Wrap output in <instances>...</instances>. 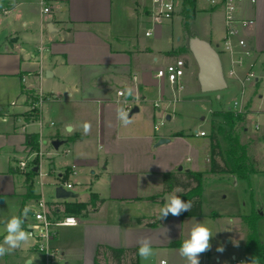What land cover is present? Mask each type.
<instances>
[{"label":"crops","instance_id":"0c3cea01","mask_svg":"<svg viewBox=\"0 0 264 264\" xmlns=\"http://www.w3.org/2000/svg\"><path fill=\"white\" fill-rule=\"evenodd\" d=\"M201 1L196 0L192 29L206 41L208 36L212 37L202 33L197 24L199 15L203 19L217 9L211 8L206 0ZM172 2L174 5V0ZM42 4L49 8L48 14L42 12ZM153 8V0H0V242L6 235V218L21 215L23 203L24 207L34 205V200H24L25 176L15 170L16 157L26 148L25 133H18L22 121L16 119L25 108L22 89H41L47 95L43 91L47 86L50 100L60 113L54 117V127L42 132L43 143L47 144L48 139L64 141L71 153L59 169L73 166V176L82 177L89 189V196L83 201L75 200V195L74 199L60 202L58 213L63 214L65 202L87 203L91 194L102 200L85 217H77L78 226L57 230L52 245L62 253L64 263L93 264L100 247L138 250V240L149 237L154 255L143 260L137 253L139 264H159L160 261L186 264L179 255L180 247L173 248L170 244H182L187 238L184 226L193 218L172 215L165 220L158 218L165 195L162 175L199 171H184L181 167L176 170L179 161L173 168L170 164L161 166L155 162L157 141L166 139L170 143L182 140L183 135H152L144 124L152 125L156 109L160 107L167 114L166 120H170L171 106L178 101L168 95L175 86L156 78V71L176 60L184 62V74L189 69L192 73L195 66L189 63V55L179 52L185 39L181 0L180 9H174L172 19L161 25L151 22ZM238 16L254 22L241 32L258 63L264 67V0H256L254 5L245 2ZM146 32L152 33L146 37ZM244 72L241 69L238 73L242 76ZM128 88L132 89V95H127ZM247 88L245 124L248 116L255 118L254 123L258 118L264 119L258 117V112L264 111V101L256 93L257 88ZM118 92H122L123 97H119ZM238 94L239 91L237 97ZM133 108L138 111L129 118L131 122L126 126L121 124L118 110L130 112ZM45 115L42 109L41 117L50 119L47 111ZM84 122L91 125L87 134L82 128ZM201 131L205 132H198ZM198 132H195L196 138L200 137L196 135ZM255 134L264 140V129ZM202 138L205 143L200 144L198 152L208 171L209 140L208 136ZM249 144L255 146L252 140ZM221 150L225 153L228 147ZM256 151L248 154L255 160L259 172L261 164ZM50 162L54 165V159ZM36 177L34 193L44 199L42 190L38 192L36 188L39 182ZM261 209L256 207L252 211L258 210L261 217L264 215ZM137 219L141 220L140 224ZM154 221L159 222L157 227L146 226ZM240 221L242 223V219ZM239 244L232 245V260L238 258ZM208 252L213 254L212 246ZM209 253L205 255L204 264L211 261L222 264V259L218 256L212 259ZM4 258H11L16 264H44L42 256L30 249V241Z\"/></svg>","mask_w":264,"mask_h":264},{"label":"rangeland","instance_id":"374dc122","mask_svg":"<svg viewBox=\"0 0 264 264\" xmlns=\"http://www.w3.org/2000/svg\"><path fill=\"white\" fill-rule=\"evenodd\" d=\"M198 1L202 2L201 0ZM174 9H180V0H174ZM200 16L201 15H199L197 24H199L204 35H211L212 38L208 36V40L206 41L209 42L219 54L223 71L226 73L227 57L221 53L220 50L221 40L225 34L222 10L217 9L211 13H207L203 19H201ZM206 36L202 35L203 38H206ZM150 39H153V37ZM184 47L187 48L186 38L184 39ZM184 53L189 55V63L191 62L190 64H193L195 68L192 73H190V69L186 70L181 78V91H179L177 87H174V89L168 93L170 98L178 100L171 106V111L173 113V115L171 114L172 118L166 120L167 114L163 107H160V110L156 109V117L152 120V125H149L148 122L144 125H146L147 132H150L152 135L154 133H156V136L171 135L173 133L179 136L183 135L182 140L175 139L170 143L158 145L159 149H157L158 151L155 153V162L159 163L161 166L170 164L173 168L174 163L179 161L176 170H179L181 167L184 171L188 169H198L197 171L202 173L203 190L200 200L201 216L193 217L192 220H189L187 225L184 226V232L187 235L186 237H188L190 229L196 221L206 223L215 234L210 240V244L214 251L212 255L209 253L210 257L212 256L213 259L215 256H218L222 259V264H235L234 260L231 259L232 245H236L237 242L241 243L245 238V227L240 220L243 217L249 216L252 209L256 207H261V211L264 213V140L258 138L253 130L255 121L253 117L248 116L246 118L244 127L247 131H242L238 128L234 129L235 133L240 134L241 142L247 144L252 140L255 143L254 147L248 144V152L252 153L253 150L256 149V156L261 164L258 169L259 172L252 174L248 180L235 181L230 175H213L204 168L200 156L201 154L198 150L201 149L200 144L203 142L205 143V139L202 137L196 138L195 132L204 130L206 136H208L210 128L214 126L219 132L221 148L223 150L226 149L227 143L225 134L229 131V127L222 118L215 116V112L226 111L228 108L233 107V100L237 97L239 86L234 79L226 76L228 85L226 90L219 93H201L197 81V67L195 62L189 50ZM249 87L250 85L248 88ZM43 89L47 95L51 96L49 94L50 88L44 86ZM53 102V100H49L46 102L47 107H43V114L45 115L47 111L50 115V119H45L46 122L55 123L54 117L60 113L59 108ZM24 104L25 108L23 113L18 115L16 119H20L22 122L34 120L36 116L35 109H32L30 104L25 101ZM260 121L264 122V119H260ZM159 123L162 124L159 126L158 131L154 132L153 126ZM137 127L145 128L142 125H138ZM38 130V122L30 124L25 129L27 133H36ZM43 131L45 132L46 130ZM48 131H53V129H48ZM18 133H25L22 125L19 126ZM42 139H45L43 134ZM157 143L158 141L156 145ZM66 145L67 144L61 145L59 151ZM42 152L44 156L40 158L38 155H34V151L24 148L17 155L15 163L17 164L20 161H25L28 167H41L40 169L43 176H41L39 182L36 184V188L38 192L42 190V196L45 200H51L55 197L54 191L55 185L57 184V174L65 172V169L59 168L65 163L68 157L64 156L61 160H59V157H50L48 155L49 152H55V150L51 148L49 139L48 143L43 146ZM51 159H54V165H51ZM53 167H55V169ZM17 173L22 175L19 171H17ZM26 173L27 172H23V176L26 175ZM37 179L38 177H36V180ZM19 180H22V178H19ZM69 181L72 184L70 192L76 195L75 200L83 201L87 199L89 196V189L85 180L75 175L70 177ZM40 182L41 186L39 185ZM255 212H258V210ZM9 218H6V220ZM256 227L259 239L264 242V215L258 219ZM218 247H223L224 251L218 252L216 250ZM236 253L238 258L244 259L243 250L238 249ZM199 260L200 264H204L206 260L204 253L200 254ZM0 264L16 263L11 258L0 257ZM107 264L112 263L110 262ZM211 264H213L212 261Z\"/></svg>","mask_w":264,"mask_h":264},{"label":"built area","instance_id":"2783aa9c","mask_svg":"<svg viewBox=\"0 0 264 264\" xmlns=\"http://www.w3.org/2000/svg\"><path fill=\"white\" fill-rule=\"evenodd\" d=\"M208 5L213 9H221L223 14L224 23V37L221 42V53L227 57V71L224 73V77L232 78L239 84L240 90L238 97L233 100V107L228 108L226 111L233 112L234 114H245V92L246 88L250 85L253 88H257L259 98L264 101V67L258 63L255 56L254 50L250 47L248 42L242 36V30L250 28L253 25V21L249 19L240 18L238 16L241 6L245 2H249L251 5L256 4V0H206ZM154 8L151 11V22L153 25H161L164 22L170 21L175 12L172 0H153ZM44 7L42 12L44 14L49 13V8L42 4ZM152 32H146L145 36L148 37ZM41 52V49H40ZM245 70L244 74L239 75V70ZM185 65L182 60H176L173 63L158 69L155 77L158 79H165L170 85L177 87L178 90L182 89L181 78L184 75ZM25 82V79H22ZM119 97H123L122 92H118ZM51 99L50 96L45 95L41 89L34 90L32 96L26 99L25 102L30 104L32 109H35L36 116L34 120L21 122L22 128L26 133L25 129L30 124L38 122L39 130L34 133L38 135V152L32 150L30 147H26L31 151H34V155H38L42 158V148L46 144L43 143L42 132L46 128H53L54 123L46 122L41 117V112L47 101ZM154 107H158L155 103ZM127 113L129 110H125ZM258 117L264 118V111L258 112ZM162 123L155 124L153 129L155 132L158 131L159 126ZM264 129V122H261L258 118L253 124L254 132L258 133ZM197 136H206L205 132H198ZM52 148V146H51ZM53 149V148H52ZM71 153L70 148L64 147L59 151V148L55 152H50L48 155L53 157H64ZM37 177L40 179L43 174L39 166ZM34 166H26L25 161H20L16 164V172L19 171L22 175L23 172H31L35 168ZM26 173V174H27ZM75 174V168L72 166L69 169H65L64 173L57 175L55 189L61 187L65 191L72 189V184L69 181L70 177ZM41 186V182L39 183ZM55 196V194H54ZM64 200L56 199L51 202H47L42 198H39L32 207V211L29 212V219L26 223L25 230L31 233L30 249L41 255L44 264H65L62 253L55 248L52 243L56 238L57 230L64 227H76L79 224L77 217L73 215H65L58 213V204ZM209 252L206 251L204 254L207 255ZM235 264H243L244 259L236 258ZM159 264H167L166 261H160Z\"/></svg>","mask_w":264,"mask_h":264},{"label":"trees","instance_id":"16d2710c","mask_svg":"<svg viewBox=\"0 0 264 264\" xmlns=\"http://www.w3.org/2000/svg\"><path fill=\"white\" fill-rule=\"evenodd\" d=\"M196 14V0H181L182 27L185 38L188 41L190 38L197 36L192 24ZM179 52H188V48H181ZM33 91L22 89V94L29 99ZM216 117L222 118L225 124L229 127V131L225 134V140L228 150L223 153L219 141V132L212 126L208 135L209 140V169L208 172L213 175H231L236 180H248L249 177L257 172L255 160L249 158V146L241 142L240 134L235 133L234 129L238 128L245 130V114H234L230 111L215 112ZM25 145L32 150L38 149V135L34 133H25ZM33 171L27 173L24 178L25 195L24 200H34L36 202L39 196L34 193L33 179L35 177ZM162 184L165 194L172 192L176 188L182 189V193H178L180 198L187 202L192 201L193 207L186 212H183L181 217H200L201 216V193L202 173L187 171L184 173H165L162 175ZM97 203H102L96 194H91L87 203H67L62 204L63 214L73 215L78 218L85 217L91 208H94ZM24 208V203L21 210ZM171 216L169 214L167 218ZM164 218L162 220H165ZM260 219L258 212L252 211L249 216L242 218V224L245 227V238L239 244V248L244 252V263L252 264L253 259L257 264H264V242H262L257 234V221ZM138 224L141 223L137 219ZM158 221L146 224L147 227H157ZM180 242H173L170 247H180ZM138 250H115L111 248H98L95 254L93 264H139L137 260ZM132 255L135 257L133 258Z\"/></svg>","mask_w":264,"mask_h":264},{"label":"clouds","instance_id":"9594fccd","mask_svg":"<svg viewBox=\"0 0 264 264\" xmlns=\"http://www.w3.org/2000/svg\"><path fill=\"white\" fill-rule=\"evenodd\" d=\"M125 91L127 95L133 94L130 88ZM117 118L125 126L131 122L128 118V113L123 109L118 110ZM82 128L83 132L87 134L91 129V125L88 122H84ZM182 191V189L176 188L172 192L167 193L165 197L167 202L160 208L158 218H167L169 214L179 216L193 207L192 201L188 200L185 202L180 198L178 193H182ZM30 211H32L31 206L26 205L21 215L12 216L5 222L6 235H4L3 241L0 242V257L11 254L30 241L31 233L24 229V223ZM214 235L206 223L196 221L191 227L188 237L182 241L179 255L185 259L186 264H200V254L211 249L210 240ZM138 244V255L143 260H148L154 255L151 238L141 237L138 240ZM216 250L223 252L224 248L218 247ZM252 264H257V261L253 259Z\"/></svg>","mask_w":264,"mask_h":264},{"label":"water","instance_id":"95a60500","mask_svg":"<svg viewBox=\"0 0 264 264\" xmlns=\"http://www.w3.org/2000/svg\"><path fill=\"white\" fill-rule=\"evenodd\" d=\"M49 28V26L47 27ZM187 48L193 58L197 67V81L199 90L203 94L207 93H219L227 89L226 79L223 73V67L217 51L211 46V44L205 40L200 39L198 36L192 37L187 41ZM138 111L137 108H133L129 114L130 118L134 113ZM203 119V118H202ZM69 131L70 128H67ZM168 140L162 139L158 141L157 145L166 144ZM64 141L53 140L50 145L54 150H57ZM181 170V168H179ZM38 168L33 169L34 173H37ZM55 198L60 200L74 199L75 195L70 191H65L61 187H58L54 191ZM163 195V201L166 203Z\"/></svg>","mask_w":264,"mask_h":264}]
</instances>
